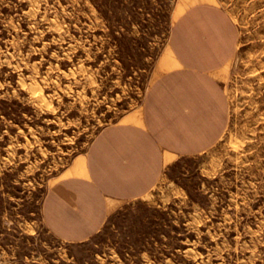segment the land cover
Segmentation results:
<instances>
[{
    "label": "rangeland",
    "instance_id": "374dc122",
    "mask_svg": "<svg viewBox=\"0 0 264 264\" xmlns=\"http://www.w3.org/2000/svg\"><path fill=\"white\" fill-rule=\"evenodd\" d=\"M212 1L236 34L218 135L73 242L46 197L174 68L175 0H0V264H264V0Z\"/></svg>",
    "mask_w": 264,
    "mask_h": 264
},
{
    "label": "crops",
    "instance_id": "0c3cea01",
    "mask_svg": "<svg viewBox=\"0 0 264 264\" xmlns=\"http://www.w3.org/2000/svg\"><path fill=\"white\" fill-rule=\"evenodd\" d=\"M164 70L144 105L104 128L82 166L52 187L44 214L60 236L83 242L95 235L125 202L146 195L164 169L194 154L219 133L222 89L217 81L235 45V28L212 0H175Z\"/></svg>",
    "mask_w": 264,
    "mask_h": 264
},
{
    "label": "trees",
    "instance_id": "16d2710c",
    "mask_svg": "<svg viewBox=\"0 0 264 264\" xmlns=\"http://www.w3.org/2000/svg\"><path fill=\"white\" fill-rule=\"evenodd\" d=\"M142 249H143V248L138 247V248L135 250V252H141ZM119 254H120L122 260H123L124 262L128 263V262H127V261H128V257L125 256V254L122 253V252H119Z\"/></svg>",
    "mask_w": 264,
    "mask_h": 264
},
{
    "label": "bare ground",
    "instance_id": "6f19581e",
    "mask_svg": "<svg viewBox=\"0 0 264 264\" xmlns=\"http://www.w3.org/2000/svg\"><path fill=\"white\" fill-rule=\"evenodd\" d=\"M34 88V87H33ZM45 104V103H44Z\"/></svg>",
    "mask_w": 264,
    "mask_h": 264
}]
</instances>
